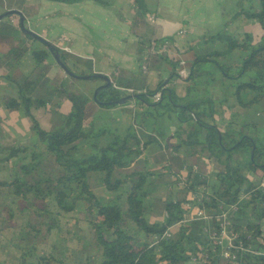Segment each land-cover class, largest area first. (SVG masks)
<instances>
[{
  "label": "trees",
  "instance_id": "16d2710c",
  "mask_svg": "<svg viewBox=\"0 0 264 264\" xmlns=\"http://www.w3.org/2000/svg\"><path fill=\"white\" fill-rule=\"evenodd\" d=\"M133 2L136 6L135 20L143 21V1ZM258 4V12L248 11L245 18L257 20L264 30V0H258ZM7 6L6 10H17L25 18L36 15L34 8L23 3L16 8ZM14 18L17 17L0 21V43L8 46L0 59V70L3 69L4 77L17 87L19 102L5 99L3 105L10 110L21 108L37 138L36 143H20L7 149L0 158V171L11 172V180L0 179V186L8 188L12 199L22 202L9 211L11 225L19 228L21 244L24 245L28 237L42 236L47 239L52 230L60 228L61 218L75 211L77 204L81 203L84 205L85 220L95 238L94 244L101 254L100 264H183L199 255L204 258V264H264V141L256 142V139L245 135L248 123L241 125V130L237 131L239 139L235 141L233 133L222 132L211 115L206 114L205 104L206 101L212 104L210 100L186 102L180 104L182 108L175 101L174 92L163 87V81H159L154 90L147 87L144 90L143 79L119 70L112 78L114 85L133 90L139 105L149 104L146 97H153L161 91V100L150 106L167 101L169 106L178 110L179 122L190 123V132L183 138V129L181 133L167 137L163 144L152 135L143 140L132 128L123 136L107 130L94 134L86 122L88 99L67 92L63 82L58 85L51 83L48 47L24 36L18 23L11 22ZM147 39L151 42L149 37ZM205 42H220L226 50L195 53L186 83L202 76L200 67L203 63H213L223 79L234 83L237 102H240L239 95L246 90L256 93L248 104L264 99V34L260 41L254 42L251 34L239 38L218 33ZM48 43L71 72L80 76L93 74L90 61L60 50L53 42ZM140 44H144L143 39ZM234 51L240 56L238 61L218 62V58ZM27 53L32 56L35 66L26 78L21 79L13 72ZM157 58L152 57L149 66L160 62ZM80 62L85 70L77 72L75 67ZM173 71L172 63L171 76H174ZM112 90L111 84L109 89L99 93L98 101L103 102L104 95H108L106 102L120 99L119 91ZM190 90L191 87H188L186 94L189 95ZM167 93H170L169 98ZM55 100L68 101L70 110L62 116L60 126L48 132L40 128L30 111L32 107H45ZM249 124L253 125L252 122ZM106 132L112 135L111 140L97 144L95 138L102 137ZM153 143L161 149L153 158L156 164H161L159 175L144 165L147 159L144 152ZM184 147L189 151L184 152ZM85 148L89 149L87 153L82 152ZM181 153L184 158L180 160ZM237 153L246 154V159L241 158L246 170L253 174L257 171L261 173L260 183L248 181L240 162H233ZM212 157L221 169L216 170V182L210 185L203 168L207 159ZM194 165L199 169L197 173L192 171ZM183 166L188 170L186 177L189 185L182 198H156L154 186H169V172L177 170L174 173L181 174ZM97 188H104L112 197L107 202H101L94 194ZM189 192L209 195V203L198 204L207 212L216 213L220 206H234L231 211L233 229L238 239L253 253L239 254L235 263L223 260L219 249L203 234L205 224L202 221L184 222L182 205ZM153 206L160 207L162 221L151 220ZM247 209L257 222L245 219L243 214ZM167 229H172V237L154 246V238L161 237ZM59 238V245L65 244L63 241L67 237L62 232ZM31 259L34 264H65L51 254L41 257L35 255L33 248L23 247L18 264H33Z\"/></svg>",
  "mask_w": 264,
  "mask_h": 264
},
{
  "label": "crops",
  "instance_id": "0c3cea01",
  "mask_svg": "<svg viewBox=\"0 0 264 264\" xmlns=\"http://www.w3.org/2000/svg\"><path fill=\"white\" fill-rule=\"evenodd\" d=\"M142 1L145 5V14H147L144 19L149 24L146 20H135L136 6L133 0H79L75 2L66 0H6L7 4L12 5L13 8H16L20 3L29 8H34L36 15L26 20H31V23L28 21V24L34 26V30L39 32V36L47 42L54 43H56V38L65 37L67 41L61 45L62 48L68 49L69 54L73 56L90 61L92 73L106 75L109 78H113L119 70L135 78L140 77L141 64H139L137 57L142 48L140 40L149 41L148 37L151 41L168 40L172 44V50H179L178 54L188 63L190 69L195 53H204V50L209 46H211L209 51H225L224 45L220 42L206 43L208 38L218 33L239 38L244 34L253 36L252 33L245 31V25L251 21L245 16L248 11L258 12L259 10L258 0ZM3 10L0 3V14ZM151 17L154 18V22L149 21ZM257 25V33L253 31L256 33L253 36L254 42L260 41L263 35L261 25L259 23ZM180 32L182 35H177ZM7 49V45L0 43V59ZM31 57L27 53L24 57L28 61L27 66L23 68L21 63L16 69L20 72L21 79L26 78L35 66ZM158 58L160 62H154L150 68L159 69L163 73L167 70L165 69L167 62L171 61L173 64L176 62V58L172 55H167L165 59ZM233 58L232 61H237L240 56L236 55ZM47 63L50 66L48 76L52 84L58 85L69 77L53 59L52 64ZM75 69L77 72H81L85 70V67L80 62ZM141 75L145 74L141 72ZM4 76V74H0V158L4 156L7 149L17 144L37 142L25 112L21 108L10 110L4 107L3 101L5 99H13L17 103L19 102L17 87ZM158 76V78H152L149 75L146 78L143 77L144 90H147L149 81L156 82V85L159 81H163V87L168 88L170 73L167 80L160 78V74ZM172 91L174 92V90ZM202 91L204 90L202 89ZM202 91L197 90L196 99L193 100L202 99L200 98ZM181 94L185 96L183 93ZM56 102L57 104L54 105ZM56 102L48 103L45 107L37 109V112L42 113L46 122L51 126L49 129H44L48 132L56 130L61 124L62 116L70 110L68 101L58 103L56 100ZM180 104L183 103L179 102L178 105ZM50 107L57 110V116L49 112ZM39 114L36 118L42 116ZM183 124L180 122V125ZM115 130L117 131V129ZM123 135L125 134L122 133L118 136ZM106 136L107 132L102 137ZM108 137H112V135L108 134ZM159 152L154 150L146 156L152 158L153 168L150 170L161 172L159 170L161 164H156L153 160ZM183 156L184 154L181 153L180 160L184 158ZM0 179L9 182L11 172L8 170L0 171ZM163 189L164 199L170 198V189L168 187ZM96 193L95 195L101 202H107L112 197V194L104 188H97ZM18 204H22V202L12 199L8 188L0 186V264H18L23 247H33L37 255L41 257L51 254L55 259L64 261L65 264H100L101 254L94 244L95 238L92 229L85 220L84 205L79 203L75 211L64 215L60 220V228L52 230L47 239L28 237L23 245L20 241L18 227L12 226V221H9V211L14 210ZM158 221H162V219ZM61 232L62 234L66 233L67 236L68 234L70 237L73 236V239L64 240L65 244L59 245ZM31 261L33 262V260ZM183 264L204 263L190 260Z\"/></svg>",
  "mask_w": 264,
  "mask_h": 264
},
{
  "label": "rangeland",
  "instance_id": "374dc122",
  "mask_svg": "<svg viewBox=\"0 0 264 264\" xmlns=\"http://www.w3.org/2000/svg\"><path fill=\"white\" fill-rule=\"evenodd\" d=\"M0 3H1L2 8L4 9L3 11H8L6 10V8H8L7 6L8 4L6 0H0ZM146 15L147 14L143 15L142 20H146L144 19ZM12 21H13L12 23L14 24L18 23V20L15 18ZM28 21L31 23V20H28ZM257 23H259L257 20L251 19V21H248L247 25H245V31L250 32L253 34V36H255L257 33V29H258ZM28 28L32 30L33 32H35L36 34L40 35L39 32L34 30V26L32 24L28 26ZM253 31L256 33H253ZM262 34H264V32ZM148 43L149 41L144 40V44H142L141 52L143 53L142 54L140 53L141 57H140V54L139 56H137L139 59L138 61L140 62L139 64L143 63L142 55L146 52L145 48L148 47ZM159 44L160 43L158 42L157 45L159 46ZM210 47L211 46H209V48H206L204 50V53L211 52V50L209 51ZM236 55L238 56L239 54L237 51H234V53L227 54L223 58H218V62L230 63L234 59L233 57ZM163 56L164 58L167 57V55H163ZM24 57L20 60V64L22 63L23 68L24 66L25 67L27 66V62H28L27 59H25ZM51 58L52 57H50L49 55L47 62H50L52 64ZM167 63L168 64L165 65L166 67L165 69L167 70L165 73H163L159 69L150 68L149 62H145V64H147V69H148L147 73H145V75H141V72H140L139 79H142L143 77L146 78L147 75H149L152 78H155V77L158 78L159 77L158 74H160V78H164L165 80H167L169 78L168 74L171 72L172 62L169 61ZM140 68H141V65H140ZM15 69H17V67H15ZM2 70L0 72L1 75L5 74V72ZM200 70L203 71L202 76L194 79V81L190 83H186L185 81L180 80L176 76H171L169 80V84L167 86L168 88L174 90L175 101H177L178 103L179 102L186 103V102L195 101L193 99H196L197 90L202 91L203 89L204 91H202V94H200V98L204 100H210L212 102L211 104L208 101H206L205 112L207 115L208 114L211 115L212 117L211 119L214 120L215 124L219 126V128L222 129V132L225 133V131H228L230 133H233L235 135L234 140L236 141L239 139L237 131L241 130V125L243 123H248V127L244 129L245 135H249L251 138L256 139V142L258 140H260V142H263L264 141V124H263L264 123V99L259 102H255L253 104H248L251 101L252 96H256V93L246 90L245 92H242L239 95L240 102H237L236 97L233 95V91H234L233 89L235 86L234 83L232 81L223 79V77L220 75V73L215 68V65L213 63H203L202 66L200 67ZM13 75H16L17 77H19L20 72L18 70L17 71L15 70L13 72ZM110 79H112V77H110ZM63 83L66 86L67 92L74 94V95H80L88 99L89 107L86 110L85 115H86L87 123L90 125L92 129V133L94 134H98L102 130H107L108 132H111L115 135H119L122 133L125 134L128 128L129 129L132 128L131 130L134 131L137 136L142 137L143 140L146 139L148 135H152L155 138H157V142H159L160 144H163L167 136L170 134H173V133H174L173 135L179 134L184 129L183 138H185L187 132L188 133L190 132V128H189L190 123L186 122L183 125H180L179 120H177L178 110L173 109L171 106H169L167 101H164L161 105L150 106L153 104L152 98L146 97V100L149 104L139 105L136 100H129L126 104L122 106L102 108L96 105L92 100L95 90L99 86H101L100 83L102 82L100 80H97V79L83 80V79L67 77L66 80L63 81ZM188 87H191L189 95L186 94ZM148 88L149 90H154L156 88V82L149 81ZM112 91L115 92L114 88ZM181 93H183L185 96H182ZM119 94L121 97L127 95L126 93H120V92ZM233 96L235 99L233 98ZM107 99H108V95H104L102 97L103 102H106ZM54 102H56V100ZM54 102L52 101L51 103L53 104ZM59 102L60 100H58V103ZM56 104L57 102L54 103V105ZM48 110L49 112H52L54 116H57L58 113L54 107L53 108L50 107ZM101 110H106V111H101ZM30 112L33 115V117L37 120L41 129L44 130V129H49L51 127L46 122V118H44V115H42V113L39 114L37 112V108L32 107ZM38 114L42 116L36 118ZM206 122H209V121L207 120ZM250 122H252L253 125L249 124ZM115 129H117L118 132ZM108 132H107L106 137L99 136L101 138H95V142L97 144L102 145L110 141L112 137H108ZM160 136H162L161 139H159ZM154 150L158 152L159 150H161L157 143H153L149 147H147V150H145L144 153H146V156H148L149 152L154 151ZM184 150H185L184 152L189 151L187 147H184ZM88 151L89 149H86V148L82 150V152L84 153H87ZM241 158L246 159L247 158L246 154L237 153L233 157V162H237V161L240 162L241 168H243L242 173L247 178L248 181L254 182L256 180L257 182H259V179H261V173L257 171V173L253 174L252 172H249L248 170H246V168H244L242 165L243 161ZM207 160L208 161H206L203 170L205 174L207 175L208 184L211 185V183L216 182L215 175H216V170L219 168V166L214 157H212L210 160L209 159ZM144 165L146 169L150 170V168H153L152 158L147 157ZM163 165L164 164H162V166ZM160 169H161V165H159V170ZM174 171L176 172L177 170H174ZM155 172L157 175L160 174L159 171H155ZM168 180L170 182L169 186H154L153 192L156 198L164 199L165 195H163L162 193L164 190L163 188L166 189V187L170 189L169 191H170L171 199L175 200L178 198H182L184 190H177L175 182L171 178H169ZM261 181L262 180H260V182ZM154 182H157V180H155ZM94 194H97L96 189H94ZM243 215L245 219H247L249 222L251 223L257 222V219L255 218V216L252 215L250 209L245 210ZM151 216H152L151 220L162 219V214L160 213L159 206H153ZM262 226H264V223H262ZM64 236L66 237L67 234L64 233ZM37 238L41 239L42 236H38ZM66 239L72 240L73 236L70 237L68 234ZM35 255H37L36 250H35Z\"/></svg>",
  "mask_w": 264,
  "mask_h": 264
},
{
  "label": "built area",
  "instance_id": "2783aa9c",
  "mask_svg": "<svg viewBox=\"0 0 264 264\" xmlns=\"http://www.w3.org/2000/svg\"><path fill=\"white\" fill-rule=\"evenodd\" d=\"M150 22H154V18L149 19ZM11 22H13L11 20ZM25 25L28 27V21H25ZM177 35H182L181 32ZM67 39L65 37H60L56 39L55 46L60 50H63L67 53L68 49L62 48L61 45L65 43ZM159 46L156 42L151 41L146 47V52L143 56V63H141V72L143 74L147 73V64L152 57H159L163 55H172L176 58L174 63L173 75L178 77L180 80L185 81L189 75L188 63L178 54L179 50L173 51L172 44L167 41L159 42ZM143 52H141L142 54ZM140 54V57H141ZM151 57V58H150ZM116 76V74H115ZM113 88L120 93H126L127 95H135L136 93L131 89H125L114 85L112 79H110ZM152 98L153 103L159 102L161 100V91L156 93ZM187 167L183 166L181 174H175L173 171L169 172L170 178L175 182L177 190H185L189 185V181L186 177ZM192 171L197 173L198 167L193 166ZM200 190V188H198ZM210 202V197L208 194H203L201 192H189L187 193L186 200L182 205V211L184 214V222L191 221H202L205 225L203 227V234L219 249V256L223 260H227L235 263L238 259V255L241 253H253V250L249 246H245L239 239L238 234L235 233L231 220V211L234 206L229 207H219V210L214 213L207 212L202 206L198 205L199 203ZM211 211V210H209ZM178 225V224H177ZM172 237V229H167L164 234L159 238H154L153 245L156 246L161 240H167ZM193 262H204L202 256H194L191 258Z\"/></svg>",
  "mask_w": 264,
  "mask_h": 264
},
{
  "label": "water",
  "instance_id": "95a60500",
  "mask_svg": "<svg viewBox=\"0 0 264 264\" xmlns=\"http://www.w3.org/2000/svg\"><path fill=\"white\" fill-rule=\"evenodd\" d=\"M12 16L17 17L18 20V27L20 32L24 35L27 36L28 38L32 39V40H36L38 42H42L44 45H46L50 51L51 57L54 60V62L57 64V66H59L65 74H67L69 77L72 78H77V79H83V80H87V79H97L100 80L102 82V85L99 86L92 97L93 102L98 105V106H122L124 104H126L129 100H135L137 99V95H126V96H122L120 99L113 101V102H100L98 101L97 97L99 95V93L101 91H104L106 89H108L111 86V81L110 78L106 75H102V74H91L88 76H80L77 75L73 72H71L68 68V66L66 64H63L61 62L60 59V55L59 53L55 52L52 48V46L45 41L41 36H39L38 34H36L35 32H33L32 30H30L26 25H25V17L21 15V13L17 10H8L5 11L3 13L0 14V21L11 18ZM170 93H167V97L169 98ZM182 107L183 106H179ZM251 158H252V154H251Z\"/></svg>",
  "mask_w": 264,
  "mask_h": 264
},
{
  "label": "flooded vegetation",
  "instance_id": "af4514ba",
  "mask_svg": "<svg viewBox=\"0 0 264 264\" xmlns=\"http://www.w3.org/2000/svg\"><path fill=\"white\" fill-rule=\"evenodd\" d=\"M17 19V18H16Z\"/></svg>",
  "mask_w": 264,
  "mask_h": 264
}]
</instances>
